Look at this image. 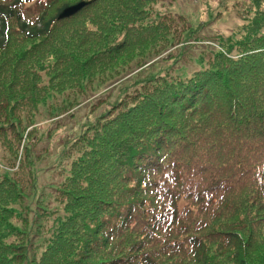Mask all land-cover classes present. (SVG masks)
Returning <instances> with one entry per match:
<instances>
[{"label": "trees", "instance_id": "obj_1", "mask_svg": "<svg viewBox=\"0 0 264 264\" xmlns=\"http://www.w3.org/2000/svg\"><path fill=\"white\" fill-rule=\"evenodd\" d=\"M156 1L0 0V264H264V0Z\"/></svg>", "mask_w": 264, "mask_h": 264}, {"label": "rangeland", "instance_id": "obj_2", "mask_svg": "<svg viewBox=\"0 0 264 264\" xmlns=\"http://www.w3.org/2000/svg\"><path fill=\"white\" fill-rule=\"evenodd\" d=\"M237 1V2H235ZM234 3L238 5L233 6ZM242 4V5H241ZM243 0H157L152 9L151 18H157L159 16H172L181 15L193 25L200 23H212L206 27L203 31L204 34L211 35L213 32L217 33H230L233 28L241 23V10L243 9ZM239 10V11H238ZM115 94V93H114ZM88 107L82 105L77 110V116L74 120L66 119L59 127V129L51 134V140L54 142V147L52 151L58 150V156L60 155L59 139L64 136L70 135V131H76L79 129L80 125L84 123L91 116H87ZM36 126H40V129L45 130L47 127L46 119L45 121L40 120L39 116L36 119ZM52 129V128H51ZM53 134L55 139L53 138ZM49 133L45 135L44 142L47 141ZM42 145V144H40ZM42 148L39 146V149ZM54 151V156H55ZM58 156L54 158L57 159ZM48 179L43 177L42 180Z\"/></svg>", "mask_w": 264, "mask_h": 264}, {"label": "water", "instance_id": "obj_3", "mask_svg": "<svg viewBox=\"0 0 264 264\" xmlns=\"http://www.w3.org/2000/svg\"><path fill=\"white\" fill-rule=\"evenodd\" d=\"M84 6H85V3H82V2L69 6L61 12L59 18L64 19V18L71 17L75 15L77 12H79Z\"/></svg>", "mask_w": 264, "mask_h": 264}]
</instances>
